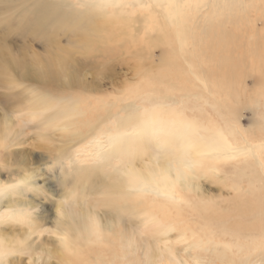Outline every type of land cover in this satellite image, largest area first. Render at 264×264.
Instances as JSON below:
<instances>
[{"label": "bare ground", "instance_id": "obj_1", "mask_svg": "<svg viewBox=\"0 0 264 264\" xmlns=\"http://www.w3.org/2000/svg\"><path fill=\"white\" fill-rule=\"evenodd\" d=\"M80 3L87 7L84 13L70 10L62 14V19L76 26L86 23L92 31L85 33H96L101 39L125 36L133 42L143 38L148 47L168 43L161 76L180 80L188 74L209 89L208 80L217 78L214 74L219 72L221 85L227 86L224 91L228 98L226 111L219 113L222 118L188 114L184 104L186 94L178 97L154 93L147 94L148 107L127 104L125 116L114 113L108 105L105 113L89 117L82 99L60 101L46 97L48 92H40L43 97L37 94L28 104L31 107L28 112L7 118L0 127V143L19 139L24 123L32 116L50 112L41 120L44 133L51 135L61 130L70 150L60 154L67 156L72 169H83L78 166L79 158H75L74 151L78 150L85 152V158L99 160L101 165L96 164V168L111 167V172L99 177L97 191L90 197L72 190L58 205L54 231L59 242L56 252L62 264H264V179H251L248 188L235 187L240 189V195L252 197L233 200L224 207L212 206L214 195L204 186L208 179H218L224 184L227 179L221 180L218 173L226 172L225 169L244 170L237 171L238 175L246 169L264 173V121L254 120L249 130L241 125L242 111L250 109V105L254 112L264 113V89L251 92L245 82L259 75L253 81L256 83L258 78L257 83L260 79L264 83L263 0H82ZM54 5L56 9L64 6L57 0ZM156 29L163 35L154 41L151 32ZM59 58L56 56V60ZM202 58L214 63L215 71L204 70L200 65ZM36 75L39 82L45 81L47 75L54 80L63 77L65 83L90 91L97 88L87 81L85 74L80 75L61 62L47 64ZM153 75L154 78L148 79L162 81ZM243 82L245 85H241ZM197 94L190 96L203 100ZM92 104L90 101L89 105ZM200 107L197 104L196 108ZM114 118L115 132L108 127V121ZM126 138H130L129 147L124 142ZM131 152L133 156L125 157ZM238 156H242L238 164L229 168L221 164L235 157L238 160ZM88 172L94 175L93 170ZM32 177L33 173L0 177V219L13 214L10 209L16 206L20 208L15 210V218L25 213L21 210L23 203H13L9 193L30 183ZM192 201L197 203L193 210L199 218L193 223L184 217L183 208ZM173 231L176 234L170 240ZM5 232L9 233L0 228V258L14 247L22 250V244L31 235L7 238ZM180 244L182 247H178Z\"/></svg>", "mask_w": 264, "mask_h": 264}, {"label": "rangeland", "instance_id": "obj_2", "mask_svg": "<svg viewBox=\"0 0 264 264\" xmlns=\"http://www.w3.org/2000/svg\"><path fill=\"white\" fill-rule=\"evenodd\" d=\"M57 1L62 2L64 6L56 9L55 0H0L1 128V124L4 125L7 118L11 119L12 114L16 117L28 112L31 109L28 105L30 101L37 94L39 98L43 97L44 94L40 92H48L49 94H45L46 97L60 101L82 99V105L89 117H96L98 112L105 113L108 105L112 107L114 113L121 116L126 115L123 111L127 104L135 103L136 106L148 107L147 94L149 93L170 94V96L178 97L186 94L188 97L184 104L188 108V114L198 116L210 114L222 118V115H219L226 111L224 106L227 104L228 97L227 86L221 85L222 81L218 78L219 72L214 74L217 78L213 76L208 80L209 89L202 87L200 82L192 80V76H187L188 74H184L180 80L169 79L168 75L161 76L164 68L161 64L162 57L169 49L168 43L153 44L148 47L147 40L143 38L133 42H129L130 37L125 36L118 39L109 36L101 39L96 33L89 32L92 30L85 26L86 23L76 26L62 19V14L67 11L86 10L87 7L80 3L82 0ZM85 30H89L88 34ZM159 35L163 33L157 29L153 30L151 39L154 38L152 40L155 41ZM167 39L170 40L168 37ZM56 56H59L60 60H56ZM56 62H61L66 68L80 72V75L85 74L87 81L93 82L97 88L90 91L74 83H65L63 77L54 80L53 76L46 75L47 79L44 78L46 82L36 80L35 76L40 70L44 71L47 64H56ZM200 65L209 72L216 69L214 63L204 58ZM153 74L162 81L156 83V80H149L148 78H154ZM254 77L259 78V75L249 77L245 81L248 90L250 88L253 92L264 89L262 79L257 83V78L255 83ZM182 83L185 85L181 86ZM192 94L201 96L203 100L197 101L195 96H190ZM90 101L93 102L92 105H89ZM197 104H201L202 107L196 108ZM221 106L224 108L222 109ZM202 108L204 109L201 110ZM251 108L250 105V109H244L241 116V125L247 130L254 125V120L264 121V113L254 112ZM49 114L51 113L32 116L30 121L24 123L19 139L13 140L12 143L8 141L5 144L0 143V177L9 178L19 173L26 175L33 173L32 180L28 181L30 183H24L21 188L11 190L9 193V199L13 203L17 202L16 205L19 202L23 203L21 210L25 213L15 218V210L20 208L16 206L10 209L13 210V214L0 219V228L9 232H5L4 237L15 236L16 238L17 235L28 236L29 233L31 235L28 241L22 244V250H16L14 247L4 254L6 256L3 255L0 258L3 264H62L56 252L59 242L54 231L58 205L72 190L75 194L85 193L86 198L90 197L93 191H97L95 189L96 183L100 181L99 177L111 172L110 166L96 168V164L101 165L100 161L85 158L83 156L85 152L83 153L82 150L74 151L75 158H79L78 166H83L82 171L72 169L71 164L67 163V156L60 154L63 150H70L68 139H64L60 129L51 135L44 133L41 120ZM115 121V118L108 121V127H112L114 132L116 131ZM133 131L136 133L134 129ZM124 142L129 147L130 138H126ZM129 156H133L132 152L125 155V157ZM236 158L231 161L223 160L221 164L229 168L238 164L242 156L238 160ZM60 160L62 163H58ZM116 163L118 165V162ZM89 170H93L94 175H91ZM225 170L227 173H218L221 180L223 177L227 179L224 182L225 185L218 179L204 181L205 188L214 195L213 207H224L233 200L242 201L251 198V195L248 197L245 194L240 195V189L244 186L248 188V182L253 178L264 179V173L255 172L254 169V174L249 172L251 169H248L249 171L246 169L248 172L241 173L242 176L245 175L243 177L238 175V169ZM237 186L241 188L237 190L235 188ZM188 204L183 205L184 217L193 223L199 219L193 210L197 203L192 201ZM10 210L7 211L11 212ZM33 223L36 225L33 226ZM199 224L200 222L194 228L198 229ZM175 234L176 231L170 233V240L174 239Z\"/></svg>", "mask_w": 264, "mask_h": 264}]
</instances>
